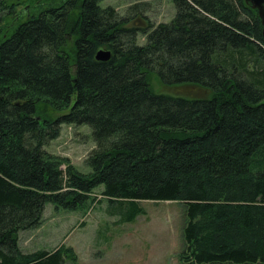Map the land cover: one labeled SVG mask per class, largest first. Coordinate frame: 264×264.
Segmentation results:
<instances>
[{
  "label": "trees",
  "instance_id": "1",
  "mask_svg": "<svg viewBox=\"0 0 264 264\" xmlns=\"http://www.w3.org/2000/svg\"><path fill=\"white\" fill-rule=\"evenodd\" d=\"M102 1H41L22 18L9 7L11 26L0 27V264H65L71 249L23 253L19 233L41 224L46 204L98 202L100 187L127 223L142 214L138 201L181 204L184 264H264L258 11L245 0H171L172 20L138 29L137 3L122 16ZM99 50L111 58L96 61ZM151 77L208 95L159 93ZM64 124L91 128L89 173L45 151Z\"/></svg>",
  "mask_w": 264,
  "mask_h": 264
},
{
  "label": "rangeland",
  "instance_id": "2",
  "mask_svg": "<svg viewBox=\"0 0 264 264\" xmlns=\"http://www.w3.org/2000/svg\"><path fill=\"white\" fill-rule=\"evenodd\" d=\"M41 1L48 0H0V8L5 6V10L0 12V27L9 30L8 25L11 26V19L8 18L13 14L6 16L9 7L10 11L17 13L16 17L22 18L24 15L21 12L30 11V6ZM135 3L139 7L133 10L136 15L130 26L138 29L168 23L175 14L171 0H104L101 5L111 6L124 16ZM7 29L3 30L7 32ZM137 43H145V36L141 33L138 34ZM151 82L153 89L163 94L186 99L205 98L208 95L206 90L198 87L160 86L154 78ZM58 116L54 114L55 118ZM95 148L91 128L66 124L60 126L58 138L44 147L49 154L67 159L83 174L90 172L86 160ZM101 188L95 189L91 195L98 202L88 203L76 211L55 210L52 204H46L41 224L19 233V249L29 254L39 250L51 251L63 245L74 254L65 264H184L178 258L183 249L182 229L185 224L181 204L138 201L137 206L142 214L127 223V214L115 212L118 202L109 203L101 198Z\"/></svg>",
  "mask_w": 264,
  "mask_h": 264
},
{
  "label": "water",
  "instance_id": "3",
  "mask_svg": "<svg viewBox=\"0 0 264 264\" xmlns=\"http://www.w3.org/2000/svg\"><path fill=\"white\" fill-rule=\"evenodd\" d=\"M246 3H250L253 9L258 11V17L262 24V37L264 40V0H245ZM111 58V53L105 50H99L95 54V60L99 62H106Z\"/></svg>",
  "mask_w": 264,
  "mask_h": 264
}]
</instances>
